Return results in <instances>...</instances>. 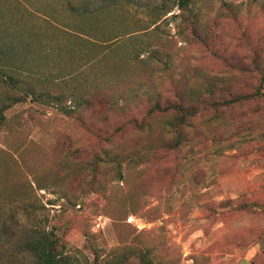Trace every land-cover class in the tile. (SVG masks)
<instances>
[{"label": "rangeland", "instance_id": "rangeland-1", "mask_svg": "<svg viewBox=\"0 0 264 264\" xmlns=\"http://www.w3.org/2000/svg\"><path fill=\"white\" fill-rule=\"evenodd\" d=\"M176 4L0 0V264L25 262L7 236L38 226L82 261L147 247L156 264H264V100L198 117L182 150L162 146L160 113L147 131L125 125L150 94L260 83L264 0H197L209 48Z\"/></svg>", "mask_w": 264, "mask_h": 264}, {"label": "trees", "instance_id": "trees-1", "mask_svg": "<svg viewBox=\"0 0 264 264\" xmlns=\"http://www.w3.org/2000/svg\"><path fill=\"white\" fill-rule=\"evenodd\" d=\"M196 3L197 0H177L176 5L187 14L186 21L190 29L189 36L209 48V34L205 32L204 28H201L193 15H190ZM236 6L231 2H225L223 10L236 17L238 15V9L234 8ZM171 10L170 8L168 12ZM214 53L216 52L214 51ZM219 56L221 55L219 54ZM224 60L236 67L241 73L251 71L248 63L241 59L236 60L234 57L231 59L226 57ZM251 64L252 69L260 72V83L254 91L234 92L230 84H219L214 81L211 86L200 93L195 92L194 89H189L187 85L181 90H177L173 99L172 97L162 98L157 94H150L145 99L138 98L136 100L140 105L144 101L149 104L147 113L143 117L131 116L125 121V125L133 126L139 132L147 131L155 114L160 113L167 118L166 124L171 132V137L165 139L162 146L169 150H182L192 140V131L196 130L198 134L200 133L195 124L198 117L206 113H212L211 118L217 120L222 118L224 109L253 99L264 100V64L260 57L256 55L253 57ZM81 101L77 102L75 108L64 107L62 110L73 115L79 108ZM111 105L116 111L124 113L125 106ZM2 120L3 115L0 114V124ZM0 237L2 236L0 235ZM13 238L12 234L7 236L8 242L18 247V253L23 257L22 260H25V262L19 264H129L130 257L127 252L137 259L138 264H156L150 249L147 247H130L117 256H108L101 260L99 256H96L92 262L89 258L82 261L77 255H73L67 250L65 243L60 240L52 229L46 227H31L17 241H14Z\"/></svg>", "mask_w": 264, "mask_h": 264}]
</instances>
